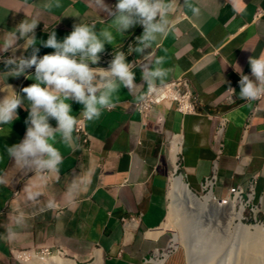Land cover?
<instances>
[{
    "label": "crops",
    "instance_id": "0c3cea01",
    "mask_svg": "<svg viewBox=\"0 0 264 264\" xmlns=\"http://www.w3.org/2000/svg\"><path fill=\"white\" fill-rule=\"evenodd\" d=\"M44 3L0 0V34L11 31L26 15L31 18L39 14L41 22L35 34L42 57L54 52L39 43L48 39L46 31L53 29L62 41L80 21L96 23L99 32L112 19L99 11L95 0H59L60 6L54 5L51 10L45 9ZM116 3L105 0L109 7ZM193 3L200 14L194 16L183 6L178 7L171 16L173 30L152 51L154 59L163 58V67L171 69L167 82L182 76L191 79L199 100L196 115L183 116L164 105L143 117L136 110L134 95L122 88L115 108L105 110L98 120L85 121L87 144L78 139L72 149L60 143L59 137L50 141L64 159L59 171L47 176L24 173L6 151L25 137L28 111L21 107L17 110L19 119L0 125V264H20L16 252L41 249L54 254L61 250L62 258L76 264L95 263L97 253H101L102 264H155L153 253L166 249L170 242L162 227L169 210L170 181L177 175L172 163L177 139L179 170L189 187L201 191L212 172L218 143L223 142L215 193L224 197L230 187L246 186L255 179V201L264 210V102L239 99L240 75L235 70L238 64L251 77L249 58L264 52V15L255 18L258 10L264 11V0ZM111 30L116 42L105 45L101 58L114 50L127 53L143 34L139 25L124 35ZM21 54L30 56L31 49H21L16 56ZM11 55L0 53L5 58ZM139 59L138 54L128 56L131 63ZM108 64L101 59L98 66L107 68ZM7 70L0 63V73ZM34 72L33 68L27 74ZM134 72L135 83L146 88L139 66ZM33 83L25 76L7 79L0 75V99L11 87L23 96L21 89ZM229 85L235 95L226 92ZM143 91L136 90V95ZM256 107L253 122L245 132ZM82 108L73 102L72 114L79 117ZM221 118L228 122L226 128L218 130ZM50 123L56 126L55 120ZM27 185L33 193L39 192V197L30 199L24 191ZM16 217H22V222L17 224ZM131 217L139 220L124 223ZM32 254L37 253L26 255ZM165 264L186 263L176 249Z\"/></svg>",
    "mask_w": 264,
    "mask_h": 264
},
{
    "label": "clouds",
    "instance_id": "9594fccd",
    "mask_svg": "<svg viewBox=\"0 0 264 264\" xmlns=\"http://www.w3.org/2000/svg\"><path fill=\"white\" fill-rule=\"evenodd\" d=\"M54 5L59 7V0H45L43 7L51 10ZM95 5L112 18L108 27L97 32L96 23L80 21L59 41L56 32L53 29L46 31L45 26L48 39L39 43L54 52L42 57L35 34L41 22L39 14L31 18L26 15L11 31L0 34V53H12L7 58L0 56V63L8 69L0 75L7 79L25 76L35 81L21 89L23 96L10 86L11 91L0 99V125L12 124L19 119L17 110L21 107L29 113L23 140L6 147L8 157L26 174L44 176L58 172L64 158L50 141L59 137L60 143L75 149L79 138L74 132L81 118L98 120L105 110L115 108L117 94L122 88L128 89L138 104H143L153 94L162 93L171 69L163 67V58L154 59L152 50L159 47V41L173 30L171 16L178 7L183 6L194 16L200 14L193 0H183L182 5L180 0H117L113 7L105 4V0H95ZM137 25L143 27V34L137 37L135 45H130L127 53L114 50L108 67H99L105 45L116 42L111 29L124 35ZM21 49L23 52L31 49L30 56L21 54L17 57L16 53ZM132 54L140 56L135 63L128 61ZM248 62L251 77L245 75L238 64L235 70L240 75L239 99L253 101L264 97V52L258 57H250ZM137 66L146 88L135 83L134 68ZM33 68L34 75H28V70ZM138 89L144 91L136 95ZM226 92L236 94L230 85ZM73 102L83 106L79 117L72 114ZM50 120L56 121L55 127ZM24 191L29 193L30 199L40 195L33 193L29 185ZM15 219L17 224L22 222V217Z\"/></svg>",
    "mask_w": 264,
    "mask_h": 264
},
{
    "label": "rangeland",
    "instance_id": "374dc122",
    "mask_svg": "<svg viewBox=\"0 0 264 264\" xmlns=\"http://www.w3.org/2000/svg\"><path fill=\"white\" fill-rule=\"evenodd\" d=\"M177 175L181 176L179 169ZM190 189L200 197L208 195L202 189L201 191H194L191 187ZM236 206L238 209L241 208L237 202ZM226 215L227 211H218L214 208L202 215L196 208H190L186 202L179 201L174 207L170 199L167 218L162 227V231L170 240L167 248L178 249L186 264H245V259L250 257L251 247L236 229L235 224L228 222ZM243 216L245 225L264 226L263 209L256 217V221L250 217L249 210H246ZM257 252L259 254L256 253L255 256L256 264H264V250ZM57 255L51 254L49 257ZM157 255H166V249H157Z\"/></svg>",
    "mask_w": 264,
    "mask_h": 264
},
{
    "label": "built area",
    "instance_id": "2783aa9c",
    "mask_svg": "<svg viewBox=\"0 0 264 264\" xmlns=\"http://www.w3.org/2000/svg\"><path fill=\"white\" fill-rule=\"evenodd\" d=\"M264 15L263 10H258L255 18L259 19ZM105 62H110L113 59V53L105 54L101 58ZM257 104L264 102V97H261L257 100H255ZM198 102L193 86L192 81L187 76H182L176 79H173L169 82H167L166 89L160 93L159 95L153 94V96L149 97L143 104L135 103L136 110L143 116H148L156 107L160 106H170L172 109L177 111L183 116L188 115H196L198 112ZM257 107L253 110L252 114L248 118L247 124L245 126V132L248 130V128L251 126L253 119L255 117ZM227 119L221 118L219 123L218 130H222L226 128L227 126ZM77 136L79 139L87 144L88 139V133L86 130L85 121L81 118V122L77 126L76 130ZM224 151V144L223 142L218 143L217 151H216V158L213 161L212 166V172L210 176H208L204 182L202 183V190L204 192L209 193L210 191L214 194L215 199H222L224 201L232 200L238 203L239 207L244 208V212L246 210H249L250 217H253L256 221V217L259 213L262 212V206L255 201V179L249 182L248 185H235L228 189V193L224 197H220L215 193V190L218 188L219 185V161L221 157L223 156ZM177 170L180 167L179 157H178V163H177ZM175 170V172L177 171ZM48 175V174H47ZM44 175V176H47ZM139 220V218L131 217L129 220H125L124 223L126 224H132ZM176 249L174 248H166V255H157V250L153 253L152 261H154L156 264H165L167 261L169 255L173 253ZM37 253L40 257H49L51 254H54L49 249H41L40 251H31ZM31 252H16L15 257L19 261L20 264L22 263L21 259L24 255L31 253ZM55 254H61L62 251L58 250Z\"/></svg>",
    "mask_w": 264,
    "mask_h": 264
},
{
    "label": "bare ground",
    "instance_id": "6f19581e",
    "mask_svg": "<svg viewBox=\"0 0 264 264\" xmlns=\"http://www.w3.org/2000/svg\"><path fill=\"white\" fill-rule=\"evenodd\" d=\"M179 152L180 145L177 139L172 147V163H174L175 170H177L178 167L177 163ZM184 179L185 178L183 177V175H173L171 178L170 199L172 200L174 207L176 203L182 201L186 202L190 206V208H196L198 212L202 215L208 213V211L213 208L218 211H227L226 219L230 224H235L236 229L241 233L243 239L251 247L250 257L248 259H245V264H256L255 256L256 253L259 254L257 251L264 250V226L245 225L243 223V207L238 209V207L236 206V202L232 200L217 201L211 191L206 197H200L190 189ZM21 261L24 264H76L72 260L62 258L61 255L53 257H40L38 254L24 255ZM102 262L103 258L101 256V253H97V261L94 264H102Z\"/></svg>",
    "mask_w": 264,
    "mask_h": 264
},
{
    "label": "water",
    "instance_id": "95a60500",
    "mask_svg": "<svg viewBox=\"0 0 264 264\" xmlns=\"http://www.w3.org/2000/svg\"><path fill=\"white\" fill-rule=\"evenodd\" d=\"M188 185V184H187ZM189 186V185H188Z\"/></svg>",
    "mask_w": 264,
    "mask_h": 264
}]
</instances>
